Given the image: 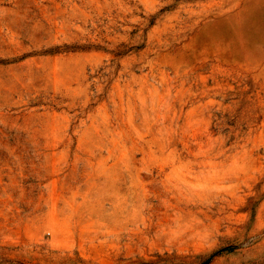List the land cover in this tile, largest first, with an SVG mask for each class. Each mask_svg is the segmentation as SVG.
Instances as JSON below:
<instances>
[{
	"label": "rangeland",
	"instance_id": "obj_1",
	"mask_svg": "<svg viewBox=\"0 0 264 264\" xmlns=\"http://www.w3.org/2000/svg\"><path fill=\"white\" fill-rule=\"evenodd\" d=\"M0 264H264V0H0Z\"/></svg>",
	"mask_w": 264,
	"mask_h": 264
}]
</instances>
